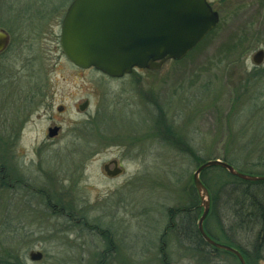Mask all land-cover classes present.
<instances>
[{
	"label": "rangeland",
	"instance_id": "obj_1",
	"mask_svg": "<svg viewBox=\"0 0 264 264\" xmlns=\"http://www.w3.org/2000/svg\"><path fill=\"white\" fill-rule=\"evenodd\" d=\"M72 1L0 0L11 35L0 57V264H241L231 252L198 250L185 226L203 214L193 176L204 162L226 158L264 175V61L252 60L264 49V0H236L185 58L122 78L64 53ZM44 88L67 108V133L51 142L48 122L36 119L16 140L30 93ZM120 155L125 175L106 177L104 161ZM219 167L201 173L211 196L204 228L240 246L247 264H264V222L237 218L233 204L264 205V182ZM32 250L43 258L32 261Z\"/></svg>",
	"mask_w": 264,
	"mask_h": 264
},
{
	"label": "water",
	"instance_id": "obj_2",
	"mask_svg": "<svg viewBox=\"0 0 264 264\" xmlns=\"http://www.w3.org/2000/svg\"><path fill=\"white\" fill-rule=\"evenodd\" d=\"M218 21V12L207 0H73L62 21L61 44L76 66L122 78L136 68L156 70L168 59H183ZM10 42V33L0 27V54ZM252 60L256 65L262 64L264 49H259ZM88 106L86 101L80 110L85 111ZM56 129H50V136L56 134ZM211 166L223 167L247 181H264V175L245 174L222 159H214L201 164L193 176L203 206L198 222L202 237L215 248L235 254L241 264H247L238 249L214 240L204 228L211 196L201 173ZM103 170L110 177L123 173L122 167L111 171L110 163L104 164ZM29 257L39 261L43 253L32 250Z\"/></svg>",
	"mask_w": 264,
	"mask_h": 264
},
{
	"label": "flooded vegetation",
	"instance_id": "obj_3",
	"mask_svg": "<svg viewBox=\"0 0 264 264\" xmlns=\"http://www.w3.org/2000/svg\"><path fill=\"white\" fill-rule=\"evenodd\" d=\"M208 3L212 6V9L214 11L218 12L219 15V21L217 23V25L208 32V34L204 37V39H202L199 43L201 44V42H203V40H205V38H207L210 34L214 33L218 27L220 26V24L223 21V17L225 15V10L228 9L229 7H233L235 5V1L236 0H207ZM241 1H250V0H241ZM10 33V32H9ZM11 44V42H10ZM9 44V46H10ZM197 45V46H198ZM9 46L7 47V49L5 51H3L0 54V57L2 54H4L8 49ZM196 46V47H197ZM173 59H168L164 62V64L167 61H170ZM163 64V65H164ZM162 65V66H163ZM88 101L89 102V106H90V101L88 99L84 100V101H80L77 104L78 110L80 111L79 113L84 114L87 109L85 111H81L80 110V105L83 104L84 102ZM54 100H53V94L52 92L46 88L41 89V90H34L30 93V96L28 97V103L30 104V106L26 107V111L22 113V116L20 115V122L17 125V136H14V138L16 140H20L24 138V134L26 133L28 126L30 124H32L34 121H36V119L39 120H46L48 122V125L45 129V136L46 139L49 141H55L57 139L62 138V136H64L67 133V128H65V125L63 123V119L61 118V116H63V114H65L67 108L62 105V104H57L54 105ZM19 118V117H18ZM51 128H57L56 129V134L54 136H50V129ZM13 139V137H11ZM118 161V164L115 162ZM110 163V170H114L116 169V167H123V173L116 176V177H110L109 175H107L106 173H104V175L106 177H110L112 179L115 178H119L123 175H125L126 172V168H125V164L123 161L122 156H118V157H110L107 160L104 161V164ZM147 186V179H144V182L142 185H140V187H146ZM136 187H139L138 185H136ZM142 188V189H143ZM141 188H137V191L142 190Z\"/></svg>",
	"mask_w": 264,
	"mask_h": 264
},
{
	"label": "trees",
	"instance_id": "obj_4",
	"mask_svg": "<svg viewBox=\"0 0 264 264\" xmlns=\"http://www.w3.org/2000/svg\"><path fill=\"white\" fill-rule=\"evenodd\" d=\"M224 160L229 162L228 159H226V158H224ZM229 164H231V162H229ZM219 168L224 169L222 167H219ZM225 171H227V170H225ZM230 175H232V174H230ZM234 177H236V176H234ZM257 182H264V181H257ZM232 193H233V188L230 189L229 194L227 193L230 198L232 197ZM251 199L253 200V202H251V200H250L251 204L248 205V206H244L242 204V205H240L238 207V202L237 201L236 202L233 201L234 210H235L234 211L235 216L237 218L238 217L242 218V214H244L246 216V220H249L250 222L256 221V223H258V222H262L263 223L264 222V205H263L262 201H260V199H258V200H255L254 198H251ZM181 213H182V210H180V214ZM192 216H193V213L191 211H188V214H187V217L189 218L188 220H190V218H192ZM237 218H236V220H237ZM238 223L240 225V221L237 222V224L234 226V228L240 227V226H238ZM185 227H187V229H188L187 233H186L188 240L193 245H195L198 250H200V248L205 245V246L213 247L216 251H223V252L230 253V252H228L226 250L215 248L214 246H212L209 243H207L204 240V238L202 237L201 233L199 232V228L198 227H194L193 223L191 221H189L188 226H185ZM225 243H227L228 245L238 249L240 252H242V254H244L243 249L240 246L236 245L234 242H232L230 239L227 240ZM230 254H232V253H230ZM245 258H248V257L245 255Z\"/></svg>",
	"mask_w": 264,
	"mask_h": 264
}]
</instances>
